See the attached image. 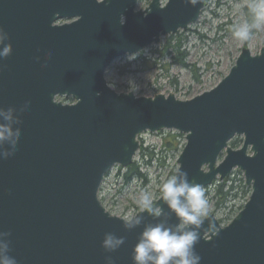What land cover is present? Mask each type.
<instances>
[{
  "label": "water",
  "instance_id": "95a60500",
  "mask_svg": "<svg viewBox=\"0 0 264 264\" xmlns=\"http://www.w3.org/2000/svg\"><path fill=\"white\" fill-rule=\"evenodd\" d=\"M137 1L0 0V27L13 45L0 59V107H17L21 131L15 152L0 147V241L18 264H106L109 255L134 264L145 226L179 219L159 198L164 215L139 211L141 224L128 230L102 206L100 185L115 164H132L138 135L171 129L185 135L177 162L190 180L208 187L237 168L252 191L226 227L213 215L218 235L205 220L200 264H264V48L242 49L216 87L188 100L118 93L105 79L111 61L185 30L205 0H152L136 12ZM62 19L70 21L54 25ZM235 136L241 148L228 145ZM108 232L125 238L111 253L102 247Z\"/></svg>",
  "mask_w": 264,
  "mask_h": 264
},
{
  "label": "rangeland",
  "instance_id": "374dc122",
  "mask_svg": "<svg viewBox=\"0 0 264 264\" xmlns=\"http://www.w3.org/2000/svg\"><path fill=\"white\" fill-rule=\"evenodd\" d=\"M151 1L139 0L136 7L138 10L148 8ZM161 1L165 3L167 0ZM245 4L246 0H207L201 17L189 25L188 29L163 35L158 44L153 43L138 54L124 55L114 60L105 73L108 85L119 93L133 92L138 97L174 94L181 100H188L210 91L229 74L242 49L248 48L253 55L264 48V30L254 32L252 39L246 43L236 40L232 35L234 22L248 18ZM63 22L65 20L59 21L61 24ZM179 41L182 44L181 50L186 55L185 60L188 64L186 67L173 61L177 52L169 48V53H165L166 44L170 43L173 46ZM178 133L181 134L177 138L178 149L162 154L160 151L162 143ZM236 138L242 140V137ZM137 140L140 146L133 163L141 165L147 161V156L142 157L143 151L140 150L142 147L158 151L155 156L157 160H152L150 165H143L144 177L130 180L124 179L127 167L115 165L106 174L98 193L103 207L112 215L123 219L134 217L141 211L137 199L142 189L151 192L154 200L159 199L160 185L175 173L178 168L177 159L186 144L185 135L171 129L156 132L147 130L140 134ZM229 145L231 146L230 143ZM224 155L225 150L218 157V163L223 161ZM203 168L206 169V166ZM237 176L243 177L239 169H235L225 181L229 184L230 179ZM218 184L204 189L210 201L211 214L216 215L221 225H225L236 217L239 207L245 205L244 201L248 197L241 199L240 196L230 203L223 204L220 202L222 195L216 196L215 189Z\"/></svg>",
  "mask_w": 264,
  "mask_h": 264
},
{
  "label": "clouds",
  "instance_id": "9594fccd",
  "mask_svg": "<svg viewBox=\"0 0 264 264\" xmlns=\"http://www.w3.org/2000/svg\"><path fill=\"white\" fill-rule=\"evenodd\" d=\"M198 2L199 0H185V3L192 5ZM97 3L103 4L105 0H97ZM244 6L247 9L248 18L234 22L232 35L236 40L246 43L252 39L254 32L264 30V0H246ZM124 22L125 17L122 15L121 24ZM6 41H8V33L0 27V59L8 57L13 51V45ZM47 57H51V52L47 53ZM41 67H46V63ZM0 71H3V66H0ZM28 108L29 103L26 101L19 111L25 112ZM16 113L15 105L7 108L0 107V147L10 144L13 152L21 135L20 128L15 126L20 123V117ZM11 154L5 151L3 156L7 158ZM159 192L160 199L171 212L175 213L179 223L168 226L166 221L160 220L145 226L133 248L134 264H200L202 258L196 251L195 245L201 238V229L205 220L209 221V226L215 235L220 232L211 214L210 201L204 187L190 180L187 171L177 168L174 174L161 183ZM137 205L141 211L147 212L154 218L164 215L163 207L147 190L142 189L139 192ZM141 222L142 217H125L124 227L131 230L139 226ZM124 242L123 236L108 232L104 235L102 247L106 252L111 253ZM105 260L106 264H115L110 255L106 256ZM0 264H18L16 258L10 255V244L3 241H0Z\"/></svg>",
  "mask_w": 264,
  "mask_h": 264
},
{
  "label": "trees",
  "instance_id": "16d2710c",
  "mask_svg": "<svg viewBox=\"0 0 264 264\" xmlns=\"http://www.w3.org/2000/svg\"><path fill=\"white\" fill-rule=\"evenodd\" d=\"M167 47H165V52L168 54V49H172L174 52H177V54L173 57V61H177L179 64L182 66L186 67L188 64L186 63V55L182 48L181 42L175 43L173 46L172 44L168 43L166 44ZM178 136H181V134H173L168 140L164 141L161 146V153L162 154H168L169 151L171 150H177L179 141H178ZM231 146L234 148H239L242 144V141L239 140L238 138H234L233 141L230 142ZM143 151L142 157L147 156L148 159L141 165L138 163H133L132 165L128 166L126 169V172L124 173V179L130 180L132 178H142L144 177V173H142V167L143 165H150L152 160H157V157H155L158 154V151H150L149 148L144 149L143 147L140 149ZM146 154V155H144ZM164 157V155L162 156ZM218 183V182H216ZM215 183V184H216ZM216 196L222 195V200L220 201L223 204L230 203L231 201H234L237 199V197L241 196V199H244L245 197L247 198L251 191L250 187L245 185V180H243V177L237 176L236 178L230 179V183L228 184V181L219 183L218 186H216L215 189ZM247 199H245L244 202H246ZM233 206V205H230ZM243 205H241L239 208H242Z\"/></svg>",
  "mask_w": 264,
  "mask_h": 264
},
{
  "label": "bare ground",
  "instance_id": "6f19581e",
  "mask_svg": "<svg viewBox=\"0 0 264 264\" xmlns=\"http://www.w3.org/2000/svg\"><path fill=\"white\" fill-rule=\"evenodd\" d=\"M138 1H139V0H138ZM138 1L136 2L135 7L137 6ZM167 1H168V0H167ZM167 1H166V2H167ZM206 1H207V0L204 1V7H205V5H206ZM166 2H165V3H166ZM150 3H151V2H150ZM165 3H162V1H160V6H164ZM149 5H150V4H149ZM149 5H148V6H149ZM204 7L202 8V10L204 9ZM145 9H147V8L140 9V10H145ZM140 10H138L137 7L135 8V11H136V12H137V11H140ZM202 10H201V13H202ZM201 13H200V17H201ZM200 17H199V18H200ZM62 20H65V22H69V21H66V19H62ZM62 20H60V21H62ZM57 24H60L59 21H58V23H57V22L54 23V25H57ZM190 25H191V24H190ZM188 28H189V25H188L187 28H185V29H188ZM181 30H182V29H181ZM176 33H177V32H176ZM142 50H143V49H142ZM139 53H140V52H139ZM135 54H138V53H135ZM133 55H134V54H133ZM116 59H118V58H116ZM116 59H114V60H116ZM114 60H113V61H114ZM113 61H111V63H112ZM111 63H110V65H111ZM110 65H109V66H110ZM108 68H109V67H108ZM108 68H107V69H108ZM106 71H107V70H106ZM105 73H106V72H105ZM107 84H108V83H107ZM118 93H119V92H118ZM122 93H125V92H122ZM62 100H63L64 102H66V101H70V102H72V101H73V99H71V98H62ZM74 102H75V101H73V103H74ZM160 131H162V130H160ZM138 137H139V135H138ZM138 137H137V138H138ZM229 146H230V145H229ZM230 147H231V146H230ZM232 148H233V147H232ZM224 150H226V149H224ZM132 163H133V161H132ZM115 165H118V164H115ZM131 165H132V164H131ZM119 166H121V165H119ZM129 166H130V165H129ZM113 167H114V166H113ZM121 167H122V166H121ZM127 167H128V166H127ZM123 168H124V167H123ZM111 169H113V168H111ZM111 169H110V170H111ZM110 170H109V171H110ZM109 171H108V172H109ZM108 172H107L106 174H108ZM106 174H105L104 179H105L106 176H107ZM104 179H103V180H104ZM225 179H226V178H225ZM243 180H244V177H243ZM216 182H218V183H222V182H225V180H222V181H220V182H219V181H215L214 184H215ZM102 183H103V182H102ZM214 184H213V185H214ZM101 185H102V184H101ZM101 185H100V186H101ZM101 187H102V186H101ZM100 189H101V188H100ZM99 191H100V190H99ZM250 191H251V187H250ZM251 193H252V191H251ZM251 193H250V195H251ZM250 195H249V196H250ZM159 198H160V197H159ZM99 200H100V199H99ZM158 200H159V199H158ZM101 204H102V203H101ZM102 206H103V205H102ZM104 208H105V207H104ZM242 208H243V207H242ZM242 208H239L238 212H239ZM106 210H107V209H106ZM107 211H108V210H107ZM108 212H109V211H108ZM138 212H139V211H138ZM138 212H137V213H138ZM109 213H110V212H109ZM110 214H111V213H110ZM212 215H213V214H212ZM111 216H114V215L111 214ZM214 216H215L216 220L219 222V220H218V218L216 217V215H214ZM236 217H237V215H236ZM120 218H121V217H120ZM234 218H235V217H234ZM234 218H233V219H234ZM233 219H232V220H233ZM232 220H231V221H232ZM231 221H230V222H231ZM230 222H228L227 224H229ZM227 224H225V225L222 224V225H221L220 222H219V226H221V227H226Z\"/></svg>",
  "mask_w": 264,
  "mask_h": 264
}]
</instances>
